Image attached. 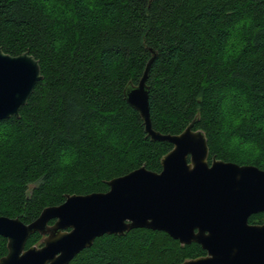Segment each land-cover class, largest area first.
<instances>
[{"label": "trees", "instance_id": "16d2710c", "mask_svg": "<svg viewBox=\"0 0 264 264\" xmlns=\"http://www.w3.org/2000/svg\"><path fill=\"white\" fill-rule=\"evenodd\" d=\"M0 47L29 52L40 81L20 118L0 121V216L29 224L67 195L109 191L168 142L147 138L124 96L151 58L154 130L205 133L215 157L264 170V0H0ZM50 223H53L50 222ZM32 235L26 248L41 241ZM0 237V259L7 255ZM161 231L97 238L70 264H181L205 256Z\"/></svg>", "mask_w": 264, "mask_h": 264}, {"label": "water", "instance_id": "95a60500", "mask_svg": "<svg viewBox=\"0 0 264 264\" xmlns=\"http://www.w3.org/2000/svg\"><path fill=\"white\" fill-rule=\"evenodd\" d=\"M150 52L139 83L130 82L124 96L139 112L147 138L173 145L162 170L142 166L109 181L105 193L67 195L29 224L0 216V237L8 241L0 264H70L97 238L134 229L165 232L182 246L195 243L206 252L181 264H264V224L248 223L264 212V170L215 157L210 162L206 135L194 129L198 117L178 135L154 130L147 81L157 53ZM42 80L40 63L28 51L12 56L0 47V121L20 118ZM36 233L43 246L27 249Z\"/></svg>", "mask_w": 264, "mask_h": 264}, {"label": "flooded vegetation", "instance_id": "af4514ba", "mask_svg": "<svg viewBox=\"0 0 264 264\" xmlns=\"http://www.w3.org/2000/svg\"><path fill=\"white\" fill-rule=\"evenodd\" d=\"M52 222V221H51ZM248 223H250L251 225H263L264 224V212H259L257 214H253L250 218H249V221ZM54 224V221L53 223H50V225H53ZM41 241H42V244L39 245L38 247H41L43 246V236H41ZM206 256V255H205Z\"/></svg>", "mask_w": 264, "mask_h": 264}, {"label": "rangeland", "instance_id": "374dc122", "mask_svg": "<svg viewBox=\"0 0 264 264\" xmlns=\"http://www.w3.org/2000/svg\"><path fill=\"white\" fill-rule=\"evenodd\" d=\"M41 244H42V241H40V242H39L38 244H36L35 246L38 247V246L41 245Z\"/></svg>", "mask_w": 264, "mask_h": 264}]
</instances>
